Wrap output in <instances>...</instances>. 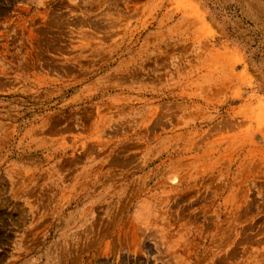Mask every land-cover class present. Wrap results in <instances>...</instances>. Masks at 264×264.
<instances>
[{"label": "rangeland", "instance_id": "rangeland-1", "mask_svg": "<svg viewBox=\"0 0 264 264\" xmlns=\"http://www.w3.org/2000/svg\"><path fill=\"white\" fill-rule=\"evenodd\" d=\"M0 264H264V0H0Z\"/></svg>", "mask_w": 264, "mask_h": 264}, {"label": "clouds", "instance_id": "clouds-1", "mask_svg": "<svg viewBox=\"0 0 264 264\" xmlns=\"http://www.w3.org/2000/svg\"><path fill=\"white\" fill-rule=\"evenodd\" d=\"M34 2H35L36 7H43L46 4V0H34ZM140 204H141V202L137 203V210L139 209ZM137 210L133 211V215H132L133 222H135V223H137L143 227L144 226V219H143V217H137V215H136Z\"/></svg>", "mask_w": 264, "mask_h": 264}]
</instances>
